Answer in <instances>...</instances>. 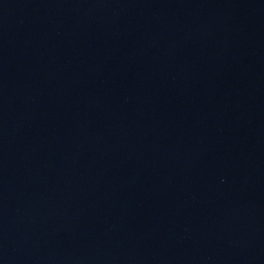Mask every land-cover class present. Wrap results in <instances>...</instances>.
Wrapping results in <instances>:
<instances>
[{
  "label": "water",
  "instance_id": "obj_1",
  "mask_svg": "<svg viewBox=\"0 0 264 264\" xmlns=\"http://www.w3.org/2000/svg\"><path fill=\"white\" fill-rule=\"evenodd\" d=\"M0 264H264V11L0 0Z\"/></svg>",
  "mask_w": 264,
  "mask_h": 264
}]
</instances>
